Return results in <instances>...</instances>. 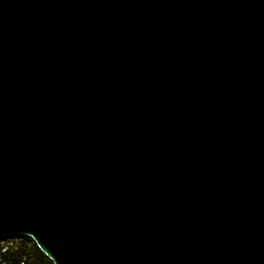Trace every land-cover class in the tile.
Here are the masks:
<instances>
[{"label": "water", "instance_id": "95a60500", "mask_svg": "<svg viewBox=\"0 0 264 264\" xmlns=\"http://www.w3.org/2000/svg\"><path fill=\"white\" fill-rule=\"evenodd\" d=\"M53 264H264V0H0V242Z\"/></svg>", "mask_w": 264, "mask_h": 264}, {"label": "trees", "instance_id": "16d2710c", "mask_svg": "<svg viewBox=\"0 0 264 264\" xmlns=\"http://www.w3.org/2000/svg\"><path fill=\"white\" fill-rule=\"evenodd\" d=\"M0 264H53L29 237L0 242Z\"/></svg>", "mask_w": 264, "mask_h": 264}]
</instances>
